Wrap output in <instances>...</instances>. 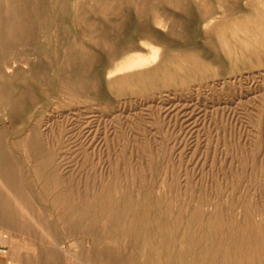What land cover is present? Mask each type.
<instances>
[{
    "label": "rangeland",
    "instance_id": "374dc122",
    "mask_svg": "<svg viewBox=\"0 0 264 264\" xmlns=\"http://www.w3.org/2000/svg\"><path fill=\"white\" fill-rule=\"evenodd\" d=\"M28 13L30 41L0 30V135L34 219L23 235L0 223V264H67L54 242L120 264H264V0H31ZM59 155L66 187L34 169ZM62 193L75 208L51 240L35 213L54 219Z\"/></svg>",
    "mask_w": 264,
    "mask_h": 264
},
{
    "label": "bare ground",
    "instance_id": "6f19581e",
    "mask_svg": "<svg viewBox=\"0 0 264 264\" xmlns=\"http://www.w3.org/2000/svg\"><path fill=\"white\" fill-rule=\"evenodd\" d=\"M30 2H31V0H13V4H14V7H15V18H12L10 20L9 19H6V20H4L2 22V24L0 22V30H1L2 26L3 27L5 26V27H8L9 30L12 31V32H15V31H17V32H23L25 42L30 41L32 39V36H33L32 35V30H31V22H30V18H29V15H28L29 14L28 13V5H29ZM34 2H35V0H34ZM8 32L9 31H7L6 28H4L3 31H2V35H3L2 36V44H4V45H8V44L11 45L12 42L14 43V39H11V37L9 36V33ZM9 52H8V54H9ZM9 60H11V59H9ZM15 62H18V60L16 58H14L11 61V64H9V66L10 67H13L12 65ZM22 63H23V61H22ZM16 65H14V66H16ZM22 65H20V66L23 67ZM17 67H19V65ZM70 70H72V69H70ZM47 123L48 122H46V124ZM20 142L25 145V138H22L20 140ZM33 151L36 154H41L42 153V150L39 147H37V146H36V148L33 149ZM61 157H62V155L61 156L59 155V159H58L59 161L57 163H55V160H54L53 157H50L48 160H45V161L44 160H40V161H38L36 163L34 169H35V171L37 173H42L43 171L49 172L50 173V176H51V182L52 183H61L63 186L66 187V186L69 185V179H68L69 177L68 176H64V177L60 176L59 171H60L61 168H63V163L61 162ZM13 162L14 161H13L12 157L10 156V154L7 153L6 149H4L3 146H2V134H1L0 135V223H4V224L7 225L9 223L16 222V223L19 224L18 225L19 226L18 229H19V232H22V235H23V233H25V234H31L32 231H29V229L26 228L27 226L24 227V224H25V215H27L30 219H34V217L27 211V210L30 209V207L28 205L29 204V201H28L29 198H27L26 192H25V185L27 183H26L25 180L21 179V177L19 176L18 172H16V170L14 169V166L15 165H14ZM111 185H113V183ZM2 188H3L4 191H2ZM75 194L76 193L74 192V195ZM69 196H70L69 193H67V194H63L62 193V194H59L58 198H55L54 197V198L51 199V202H50V205H49L47 211L49 212V215L48 216L50 217V214H52L54 216V219L44 218V217H42L41 210L40 211L36 210V213L35 214L37 215V218L39 220H41L46 225V227H48V225H51V227H50V229H51V232L50 233L51 234H48L47 228L44 229V232L46 234L50 235V239L51 240H54L55 235H61L62 234L61 231H60V229L57 227V224H60L64 220H66V217H67L68 212L71 211V210H73L75 208V206L69 202ZM58 200H60V202L62 201V203L58 202ZM81 211H82L81 215L82 214H86L85 213L86 212L85 209H83ZM45 217H47V216H45ZM93 223H94V221H93ZM10 228H12V227H9V229ZM19 232H17V233H19ZM44 232H43V234H44ZM8 234H9V232H8ZM1 235H3V234H1ZM32 238H33V236H32ZM46 238H48V237H46ZM50 239L48 238L47 240H50ZM50 242H52V241H50ZM44 243H48V242L45 241ZM54 244H55V248L57 246L58 249H60L63 252V254L65 252V254L67 255V258H68L67 261L68 262L67 261L65 262L67 264H120L119 263V260H118V255L115 252H111L109 254H103V253H101L102 251L100 249L93 247L92 250L89 251V252H91V254H89V255L86 254L85 256H83V258H78L73 253H71L69 250H65L64 249L65 247H63L61 244L56 243V242H54ZM6 246H7V243H6ZM45 247H46V245H45ZM3 250L4 249L2 248V252H4ZM35 250H36V254H37V249H35ZM55 251H56V249H54L52 252L51 251L49 252V256L51 258L55 255ZM9 254H11V253H9ZM36 254H34L35 257H36ZM43 254L45 255L44 252H43ZM66 255H64V256H66ZM38 257H40V256H38ZM46 257H47V255H46ZM44 259H46V258L44 257ZM34 260L37 261L38 259H34ZM42 262L43 261H41V264H42ZM52 262H53V260L51 259L50 264H53ZM44 263L47 264V261H45Z\"/></svg>",
    "mask_w": 264,
    "mask_h": 264
}]
</instances>
